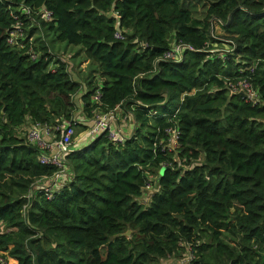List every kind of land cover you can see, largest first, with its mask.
Listing matches in <instances>:
<instances>
[{
	"label": "trees",
	"instance_id": "16d2710c",
	"mask_svg": "<svg viewBox=\"0 0 264 264\" xmlns=\"http://www.w3.org/2000/svg\"><path fill=\"white\" fill-rule=\"evenodd\" d=\"M12 15L22 46L5 40ZM215 23L228 45L219 54ZM47 35L90 63L83 90ZM177 41L197 50L156 61ZM239 78L255 103L228 93ZM76 94L80 116L118 106L132 130L122 143L101 133L72 148L71 177L47 198L33 185L54 168L25 134L71 121ZM0 250L10 264H264V0H0Z\"/></svg>",
	"mask_w": 264,
	"mask_h": 264
},
{
	"label": "built area",
	"instance_id": "2783aa9c",
	"mask_svg": "<svg viewBox=\"0 0 264 264\" xmlns=\"http://www.w3.org/2000/svg\"><path fill=\"white\" fill-rule=\"evenodd\" d=\"M18 13L29 15L30 10L27 7H22ZM36 13L40 14L44 20H49L51 16L50 12L44 8H39ZM12 18L13 23L11 24L10 29L7 31L5 40L8 44L22 46L20 41L24 37L22 22L18 19L17 15H12ZM214 25H217V23ZM113 38L123 39V32L117 27H115L113 30ZM143 46H145L144 43L140 44V48ZM27 49V52L30 54V59H35L36 55L30 51L32 48L29 46ZM185 50L194 51L197 49H194L187 43L177 41L171 43L170 46L162 52L161 56L156 59V61H180ZM225 86L229 94H240L243 96V99L246 102L251 104L256 102L255 92L246 78H239L234 81L229 80L225 83ZM98 97L99 90L96 88L92 95V101H98ZM91 113L92 116L90 118V124L85 128L83 138H88L91 140L96 135L104 133L107 140L114 143H122L126 138L129 137L133 125V118L130 113L122 114L121 116L122 112L118 106H114L107 111L93 109L91 110ZM125 121L130 122L128 131L123 130L121 128L122 125L116 124V122L125 123ZM74 122L83 123L85 122V118L83 116L80 117V115L73 116L71 121L68 120L59 125H50L46 122H37L31 124L26 131V142L35 146L39 150L37 155L38 163L54 168V171L50 176L42 177L33 185L34 190L41 189L42 193L47 198H50L52 192L63 184H66L71 177L69 166L66 164L65 155L73 148L72 136L74 135V128L72 124ZM56 131H58V134H56ZM164 134L167 136L164 148L169 151L174 150L176 145L177 131L175 128L167 127L164 129ZM147 188H150L148 183L145 185L144 189ZM32 193L34 192L30 191L29 194ZM9 260L10 259L6 256V254L0 250V264H9ZM186 262V256L178 260L179 264H185ZM12 264H15V262L13 261Z\"/></svg>",
	"mask_w": 264,
	"mask_h": 264
},
{
	"label": "rangeland",
	"instance_id": "374dc122",
	"mask_svg": "<svg viewBox=\"0 0 264 264\" xmlns=\"http://www.w3.org/2000/svg\"><path fill=\"white\" fill-rule=\"evenodd\" d=\"M201 9L197 6L196 7V15L198 13H200ZM213 38L218 40V43H216V46H214L215 48L213 49L214 53H223L227 50V41H226V37L223 34L222 28H220L217 25L213 26ZM35 36H41L40 33L34 34L32 35V38H34ZM44 43L47 45L48 49L53 52L54 54L60 55L61 57L64 59V61L68 64L67 68H69L70 70V78L72 80L77 81L80 84V90H83V88L85 87V82H84V77L87 76L89 70H90V63L86 62L84 60V56L82 54V52L78 51V46L75 45H68L63 41H54V42H49L51 39V35H47V36H42ZM99 79V78H98ZM98 81V80H97ZM78 94H76L75 96H73L72 98V102L77 106V110L74 112L73 116H79L80 113H78L80 110L79 108V99H78ZM122 114H126V113H121ZM129 121H125V123H120V122H116L117 125H122V129L127 131L129 128ZM28 123H25L23 126H21L20 128V135L24 136L25 134V130L27 127ZM83 133V130L81 131L78 128H74V135L72 137V145L73 148L79 146V143L81 142V144H85L86 142H88V138H83L81 136V134ZM149 180L153 179V176H148ZM152 190V188H147L145 189L143 195L140 197L141 201H145L147 198V194L148 192H150ZM177 259L175 258H165L162 259L158 264H174L176 263ZM179 264V263H178Z\"/></svg>",
	"mask_w": 264,
	"mask_h": 264
},
{
	"label": "crops",
	"instance_id": "0c3cea01",
	"mask_svg": "<svg viewBox=\"0 0 264 264\" xmlns=\"http://www.w3.org/2000/svg\"><path fill=\"white\" fill-rule=\"evenodd\" d=\"M86 61V60H85ZM87 62V61H86ZM82 117V116H80ZM82 124H84L86 127L90 124V120L85 118V122H83ZM85 129L83 130V133L81 134V136L84 134ZM128 131V130H127ZM83 137V136H82ZM81 142L79 143L80 146ZM82 145V144H81Z\"/></svg>",
	"mask_w": 264,
	"mask_h": 264
},
{
	"label": "water",
	"instance_id": "95a60500",
	"mask_svg": "<svg viewBox=\"0 0 264 264\" xmlns=\"http://www.w3.org/2000/svg\"><path fill=\"white\" fill-rule=\"evenodd\" d=\"M128 233V231H126V234Z\"/></svg>",
	"mask_w": 264,
	"mask_h": 264
},
{
	"label": "bare ground",
	"instance_id": "6f19581e",
	"mask_svg": "<svg viewBox=\"0 0 264 264\" xmlns=\"http://www.w3.org/2000/svg\"><path fill=\"white\" fill-rule=\"evenodd\" d=\"M9 264H10V262H9Z\"/></svg>",
	"mask_w": 264,
	"mask_h": 264
}]
</instances>
